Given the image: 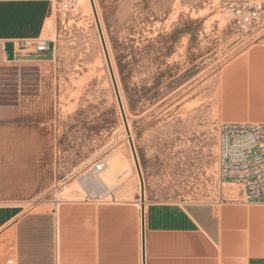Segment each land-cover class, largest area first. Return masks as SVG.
Masks as SVG:
<instances>
[{"label": "rangeland", "instance_id": "rangeland-1", "mask_svg": "<svg viewBox=\"0 0 264 264\" xmlns=\"http://www.w3.org/2000/svg\"><path fill=\"white\" fill-rule=\"evenodd\" d=\"M211 1L94 0L149 201L217 199L220 123L264 117V109L247 97L253 94L250 76L235 74L233 67L264 50V11L254 30L238 34ZM42 39L50 40L47 61L21 69L0 66V84L6 90L17 86L19 122L38 130L51 147L46 167L53 184L42 200L80 201L83 189L68 196L65 187L93 159L106 162L119 148L131 163L132 153L87 1L76 0L66 18L58 13L55 28ZM13 93L2 94L14 102ZM133 175L126 180L128 191L139 198L134 167Z\"/></svg>", "mask_w": 264, "mask_h": 264}, {"label": "crops", "instance_id": "crops-1", "mask_svg": "<svg viewBox=\"0 0 264 264\" xmlns=\"http://www.w3.org/2000/svg\"><path fill=\"white\" fill-rule=\"evenodd\" d=\"M59 2L0 0L1 67L47 61L30 44L53 31ZM250 57L233 67L250 76L247 97L264 109V50ZM6 88L0 84V264H264V203L247 202L230 183L212 201L42 200L53 184L51 147L19 122L22 96L16 85Z\"/></svg>", "mask_w": 264, "mask_h": 264}, {"label": "built area", "instance_id": "built-area-1", "mask_svg": "<svg viewBox=\"0 0 264 264\" xmlns=\"http://www.w3.org/2000/svg\"><path fill=\"white\" fill-rule=\"evenodd\" d=\"M212 5L227 19L229 30L243 34L254 30L264 11V0H212ZM76 7V0H61L58 13L66 18ZM49 39H38L30 45L34 52H46ZM24 49L23 43L19 44ZM31 50L29 52H32ZM104 162L95 158L78 178L96 176ZM218 175L221 184L240 188L249 203H264V121H224L219 125ZM87 191V190H86ZM83 200H97L88 191Z\"/></svg>", "mask_w": 264, "mask_h": 264}, {"label": "bare ground", "instance_id": "bare-ground-1", "mask_svg": "<svg viewBox=\"0 0 264 264\" xmlns=\"http://www.w3.org/2000/svg\"><path fill=\"white\" fill-rule=\"evenodd\" d=\"M85 1H87L91 9L90 1L89 0H85ZM121 122H122V128L124 130L122 118H121ZM128 127H129V123H128ZM120 150L119 148L115 149L109 154L108 160L106 162L104 161V167L99 174H97L96 176H86L83 178H79L78 180L72 182L71 184L65 187V194H67L68 196H74V195L79 196L81 195V191L83 189V191H85L87 194H88V191H90L91 193L95 194L98 197H103V196L109 197V195H111L112 197L122 196L125 198H132L131 193L128 191V189L130 188L129 183L131 182H127L126 180L128 179L129 176L133 175V167H134V174L136 177L135 181H137L136 183L138 184H139V176H138V173L135 167L133 156L131 155V163L127 162ZM129 150L131 153L130 147H129ZM228 187L229 186H225V188H228Z\"/></svg>", "mask_w": 264, "mask_h": 264}, {"label": "water", "instance_id": "water-1", "mask_svg": "<svg viewBox=\"0 0 264 264\" xmlns=\"http://www.w3.org/2000/svg\"><path fill=\"white\" fill-rule=\"evenodd\" d=\"M89 1H90V5H91V8H92V11H93L96 27H97V30H98L99 39H100L102 50H103L104 57H105V60H106V64H107L108 72H109V75H110V79H111L112 87H113V90H114V94H115V97H116L117 105H118V108H119L120 116H121L122 121H123L125 132H126V134L128 136L129 147L131 149V153H132V156H133V159H134V162H135V167H136V170H137V173H138V176H139L141 198H143V196H144L143 177H142L141 169H140L139 162H138V159H137V155H136V152H135L134 144H133L132 138L130 136V130H129V127H128L125 111H124V108H123V103H122V100H121V97H120L119 89H118L117 82H116V79H115V74H114V71H113V68H112V64H111V61H110V57H109V54H108V51H107V47H106L105 39H104V36H103V33H102V29H101V25H100V22H99V18H98V15H97L95 3H94V0H89Z\"/></svg>", "mask_w": 264, "mask_h": 264}]
</instances>
